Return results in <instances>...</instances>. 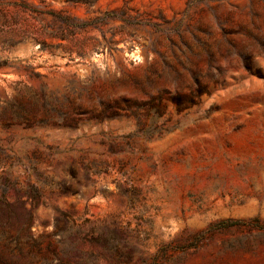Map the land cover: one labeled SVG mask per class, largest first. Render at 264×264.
I'll return each mask as SVG.
<instances>
[{"label": "rangeland", "instance_id": "374dc122", "mask_svg": "<svg viewBox=\"0 0 264 264\" xmlns=\"http://www.w3.org/2000/svg\"><path fill=\"white\" fill-rule=\"evenodd\" d=\"M0 264H264V0H0Z\"/></svg>", "mask_w": 264, "mask_h": 264}, {"label": "trees", "instance_id": "16d2710c", "mask_svg": "<svg viewBox=\"0 0 264 264\" xmlns=\"http://www.w3.org/2000/svg\"><path fill=\"white\" fill-rule=\"evenodd\" d=\"M12 242H14L15 244H17V242H18V239L16 238V239H14V240H11Z\"/></svg>", "mask_w": 264, "mask_h": 264}]
</instances>
